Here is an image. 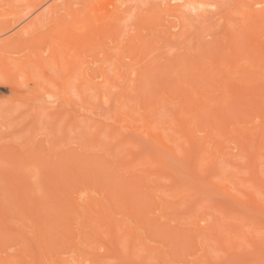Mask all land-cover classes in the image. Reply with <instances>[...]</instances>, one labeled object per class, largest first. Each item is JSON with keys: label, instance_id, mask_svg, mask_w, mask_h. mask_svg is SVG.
Segmentation results:
<instances>
[{"label": "rangeland", "instance_id": "374dc122", "mask_svg": "<svg viewBox=\"0 0 264 264\" xmlns=\"http://www.w3.org/2000/svg\"><path fill=\"white\" fill-rule=\"evenodd\" d=\"M3 1H5V3L8 2V4H10V5L7 6V4H5ZM11 1H14V0H11ZM11 1L10 0L9 1L8 0H2V1L0 0V3H1L0 4V13H1L0 19L5 18V14L7 13L5 11H8L6 6L12 7V8H10V11L12 12L11 9H13V11L15 10L14 13L18 12V15L19 14H21V15L25 14L26 11L29 10V8H30V6L27 4H26V6H24V3L26 2V0L24 2H23V0L22 1L21 0H15V2H14L15 4L17 2H18V4H19V2H21L23 4V6H19V5H22V4H19L16 7H14L15 4H12ZM27 1L32 4V3H35L36 0H34V1L33 0H31V1L27 0ZM38 1H36V2H38ZM46 1L47 2L49 1V4H50V2H52L53 0H45V1L40 2L41 3V4L39 3L40 8L39 7L38 8L40 10L43 9L46 12H48L47 11L48 3ZM81 1L88 3L90 0L89 1L87 0L88 2H86L85 0H80L79 3H76V0H75V3H74V1H72L74 3L72 6V9H73V12H71L72 15H75L76 10H77V13H79V10H81V8H83L84 3L82 2L83 3L82 4ZM95 1L102 2V0H94V2ZM225 1L226 2H224V3L222 1L221 4L219 1L220 10L221 11L223 10L222 13L219 12L222 15V17L220 15L221 18L219 16H217L218 15L217 14L216 16L212 15V17H210V18H207V16H202V18L200 20V18H199L200 16L197 17V15H195L193 17H196L197 19L196 18L193 19L192 17H191L192 19H189L188 15H186L189 20L178 21L175 17L174 18L169 17V16L167 17L164 15L165 24L167 25L166 26L167 27L166 28V30H167L166 34L169 37V38H165L167 36L164 37L165 44L162 47L161 46L158 47L159 49L157 48L155 51H151L150 53H148V55H146L145 58L141 59L139 64L133 65V64H131V60L129 57H126V56L123 57V62L125 64V66L124 65L120 66V72L122 73L124 78L122 80H118V81H117V69H116V65H115L116 64V58H117V54H116L117 48H116V46H114V44L116 42L113 43L109 39L106 42V44L108 46L107 51L110 53V59L109 60L106 59L104 57L103 53L101 51H99L100 49L97 48V51L99 52L97 57L95 58V57H92L89 55L84 57L83 59H85V58L89 59L90 62L88 64H84V63L81 64V68H82L81 69L79 67L80 64H77V67H74L75 66L74 58L73 57L71 58V56H73L72 55L73 52H70L68 55H66V52L62 51L61 56L58 60V65L55 66L51 62V59L48 58V55H49L48 44L45 43V45H43V44L40 45L39 41H38L39 39H46L48 41H50V40L57 41L58 40L57 30L56 29L52 30V29H54L52 26L55 23L53 21L49 22L48 18L50 15H48V14H47L48 18L46 20L47 15H46V12H43V11H41V14L39 13L40 16H42V13H43L42 18L39 17L40 18L39 25L36 24L37 27L35 29H33V32L31 33L32 35L29 33L31 36L26 34V37H24L23 35H25V34H23V35L20 34L19 37H15V40L12 41V43L10 44V47L7 46L5 49L0 51V79H1V82H0V150L2 149L3 152L4 151L8 152V153L3 154V156H5L4 158L1 155L3 152L2 153L0 152L1 153L0 154V202L3 203V204L0 203V211H2L3 207H4L3 211L6 210V207H7V209H9V210L5 211L6 213H3L5 215L6 214L8 215L5 218L6 220L3 219L5 215L2 216L1 215L2 213L0 212L1 213L0 218H2L0 220V233H1L0 236L1 235H2L1 237L4 236L3 240H1L2 238L0 237V255L2 257L5 256L6 260L8 259V261L10 259L9 262L8 261H6V262H8L9 264L12 262V264H15V262H17V259H21L23 257V260L32 261L33 264L36 262V260H38L37 258H39L38 261H39V264H41L42 260L40 257V254H41L40 252L47 248L49 252L46 251L47 256L45 255V257H44L45 258V264H58V263L59 264H74V259H76V258L84 259L83 264H157V263L158 264H163V263L164 264H210V263L211 264H261V263L264 264V243H262L264 241V194L261 192V190L264 189V184L260 182L261 185L258 184V187H255L252 185L251 181L248 180L250 178V174H249L250 168H247L248 165H250L252 162L250 164L248 162L246 163V161L249 158L251 153L252 154H258V155H255L257 157H256V161L254 162L253 165H255V169L258 171L259 178L261 180L264 179V157H262V154L264 152V148L257 150V151L254 150V148L259 145V144L257 145V142H255V141H258V138L255 137L256 139L254 141V139H253L254 135H253V137L251 138V140L253 139L252 140L253 143L251 142L250 143L251 146L246 147L247 148V149H245L247 151V153H246V151H244V150H241V149L239 150L240 147H238V146H240V145H238V144H240L239 143L240 141L238 142V139L234 138L235 136H238V135L235 134V136H234V133H232V134H230V135H232L231 137H229V138L227 137L228 138V139L226 138L227 140L222 141L224 136L219 135V134H213L214 138H212V140H214V141L211 142L212 140H210L209 138L206 139V137H204L205 132H206V130H205L206 127H198L199 129L197 128L195 131L196 132L195 135L192 136L193 141H192V143L190 145L191 147H190L187 145V143L183 142L184 140H182L183 137H181V131L178 129V127L176 130H175V128H172L175 130L174 131L175 133H172L173 130H171V127H172L171 125H174V124L173 123L170 124L169 120L171 118V115L175 114V112H173L171 109H173V108L175 109L176 106H177V108H179L177 105L178 100L176 98H173V100L177 101V104H171L170 103L171 99H166L167 101H165V99L163 98L165 102L161 101L162 107L159 109L160 112L158 111L159 113H157L155 116L150 117V118H149V116H147L144 118L145 120H142V117L144 115H146L147 112L148 113L150 112V109H152V105L154 106V103L153 104H151V103L155 102L154 100L157 99L160 95V94L158 95L159 92H157V96H155V98L150 99L151 93L153 91H155L154 88L159 89V84H157V82H159L158 78L160 77V80H161V77L164 76L163 74L165 73L164 72L165 68H168V70L171 72V68L173 67L172 65L167 64L166 61H164L165 58H167L168 56L171 57V55H172V57L170 59H172V61H173V57L177 58L178 63L180 65L178 64L177 66H175L176 64H174L173 71L171 73H174V72L176 73V71H177V76L181 79V81L183 80V82H181V83H183V85L185 84V82L189 83L190 81H188V80H192L191 79L192 77L189 78L188 80H187V77L194 75V78H196L198 76H195V75H197L198 72L196 71V74H193L196 70L195 69L196 67H194V65H193L194 63L185 62L188 64V66H187V65H185V63L182 64V61H188L190 58L192 59L191 61H193V58H195V57L192 58L191 56H193L194 54L197 55L196 52L200 49L202 51L204 50L206 52V56H208L209 52H210L209 50L213 49L210 46H214L213 44L216 45L219 42V39L221 37H222L221 39L226 37V35L229 37L228 32H231V30L233 31V29H235V28L238 29L240 24L243 25L242 24L243 19L242 18L240 19L242 11L250 10V8H251L250 12L251 11L253 12V10H255V12H256V10H259V8L261 7V6H259V4L258 5H256V4L252 5L251 4L249 6L250 7L249 9L248 8L245 9L246 6H244L242 4H240V6H239V4H238L239 0H229V1L225 0ZM245 1H249V0H245ZM28 2H26V3H28ZM43 2H44V4H43ZM45 2L47 4H45ZM161 2H162V0H154L155 4H160ZM117 3H121V1H117ZM136 3L135 4L131 3L132 7H130L131 5L128 7V8H130L129 13L127 14V16H125L123 21L120 23L122 32H121L119 38L117 39L118 42L123 41L127 37L131 36L134 32H136L135 31L137 29L136 28L137 25H135L136 24L135 23L136 12L138 10H140L142 13H144L143 9H140L141 7L140 8L138 7L140 2H138L139 4L137 3L138 5ZM62 4L64 5V3H62ZM126 4H128V3H126ZM42 5H44V6H42ZM63 5H62V7H63ZM122 6H124V5H122ZM139 6H143L145 8V5H143V4L139 5ZM62 7H61L62 10H60V7L57 10L59 12L58 13V17H59L58 19L62 20V18H64V20H65L66 18L64 16L66 15V12L64 11V9ZM151 7H153V5ZM151 7H150V9H151ZM38 8H36V9H38ZM64 8H67V7H64ZM39 9L38 10L33 9L34 12H33V10L29 11L31 13H29L26 17L24 16V18H21L22 16H17V14H14L12 12L11 16L16 15L17 17H15V18H18L20 21L19 22L16 21L15 25L13 27L9 28L6 25L9 23L13 24L15 22L14 21L15 19L13 17L10 18V16H8L10 21L9 22L4 21L2 23L1 27H3L4 30H1V28H0V39L2 40V38L10 35L12 32L19 30V28L22 26V24L23 25L25 23L27 24L32 19V15L36 14V11H37V15H39L38 14ZM10 11H8L9 15L11 13ZM57 11H56V15H57ZM145 11L147 12L148 10H145ZM3 12H4V14H3ZM67 12H68V10H67ZM147 13H149V12H147ZM8 14H6V16ZM207 14L208 13H206V15ZM37 15H34V16H37ZM68 15L70 16L69 12H68ZM68 15H66V16L69 17ZM208 15L211 16V14H208ZM34 16H33V18H34ZM54 16H53V18H55ZM204 17H206L205 18L206 20L204 19L205 21L203 20ZM12 18H13V22L11 21ZM6 20H8V19H6ZM50 20H52V18H50ZM67 20H69V19L67 18ZM202 20L204 22H201ZM163 22H164V20H163ZM239 22H241V23H239ZM4 23H6L5 26L3 25ZM175 24H176V26H174ZM50 28L52 31L50 30ZM55 31H56V34H54ZM152 31H155V30H152ZM156 31L153 32L154 34L156 33L154 36L158 35ZM231 33H230V35H231ZM160 34L162 36L163 33H160ZM236 35H238V34H236ZM150 36H148L146 38H149ZM159 37H160V35H159ZM237 37H238V39L240 38L239 36H237ZM157 38L158 37H156V39ZM262 38H264V35ZM162 40H163V38H162ZM236 40L237 39L235 36V41ZM160 41H161V39H160ZM163 43H164V41H163ZM163 43H161V45ZM200 43H202V44H200ZM223 44H224V42L222 40L221 45H223ZM241 44H242V42H241ZM38 45H40V46H38ZM158 45H160V43H158ZM202 45H203V47H202ZM240 46H239V48H242ZM206 47L207 48L210 47V48L207 49ZM219 47H221V46H219ZM206 49H207V51H206ZM237 50H238V48H237ZM204 51L202 54L203 56H201V57L204 59L205 58L207 59V57L204 55ZM159 53L161 55V58L160 59L158 58L159 62L161 63V61H164V62H162L163 66L161 63V66L163 68V72L162 71L161 72L163 74L159 73L158 78L156 77V75L154 77V74H156V72H157L155 69L154 71H151L152 73L149 72L145 76L146 78L143 79V81H144L143 83H140L141 81L139 79L134 78L133 70L135 68L136 69L139 68V69L143 70L142 68H144V66L148 63H149V65H151L153 63V60H155L154 59L155 56L157 58V55H159ZM198 54H199V52H198ZM189 56H190V58L188 60H186L187 57H189ZM198 56H200V54ZM40 57H43V58H40ZM182 57L184 58V60ZM181 58H182V60H181ZM197 58H195V59L198 61ZM202 58H199V59H202ZM227 58H228V56H227ZM35 59H42L43 60L42 61L44 63L43 67H44L45 71H47L46 73L48 74V78L43 76L45 78L44 79L42 77L41 72H40V68L32 63V60H35ZM71 59H72L73 63L68 62ZM166 60L168 62V58ZM203 60H201V61H203ZM205 60L203 61V62H205L204 64H208V62H206ZM224 60H225V58H224ZM240 60H239V62H240ZM243 61H244V59H243ZM248 61H251V59H249ZM156 62L159 63L158 60L155 61V63ZM199 62H200V60H199ZM221 62L219 60V63H221ZM223 62H225V61H223ZM244 62H246V61H244ZM235 63H238V61ZM241 63H243V62H241ZM68 64L71 67L69 66V68H70L69 73L66 76V74L63 72L62 68ZM171 64H172V62H171ZM202 64H199L202 68L207 67L204 65H203L204 66L203 67ZM44 65H46V66H44ZM196 65H198V63ZM242 65H244V64H242ZM190 66H192L194 68H192ZM73 67L76 68V70H74ZM219 67H221L220 64H219ZM222 67H224V66H222ZM83 68H87L86 72L88 75L86 74V78L85 77L83 78V74H82ZM162 68H160V70H162ZM193 69H195V70H193ZM263 70H264V66H263ZM72 71H73V73H72ZM102 71H105V73L108 77V81L106 83L102 82V78H101V72ZM169 71H167L168 76L170 75ZM8 73L10 75L11 74L12 75L9 76ZM71 74H72L71 79H69L66 83V91H67V95L75 103L72 102V104L66 105L63 108V105L60 102L61 98L59 97V99L57 101H55V103H54L55 107H54L52 104L49 103V100L55 99V97L58 94L60 96V92H58V90L61 89L62 82ZM28 75H30V77H28ZM173 75L171 77H173ZM234 75L237 76V73ZM231 76H232V74H231ZM235 76H233L232 78H234ZM259 76L261 77V79H262V77L264 78L263 74H260ZM4 77H5V79L7 78L6 82H4V80H3ZM150 77H152V78H150ZM149 79H151V80H149ZM169 79H170V81H172V79L170 77H169ZM8 80H10V81H8ZM137 80H138V82H137ZM170 81H168V83H166V85H168V84L173 85L172 86L173 88H174L175 84L178 85L177 83H174V81H172V83ZM15 84H16V86H15ZM167 87H169V86H167ZM187 87H188V85H187ZM43 88L47 89L48 93L46 92L47 90H45L46 94H44V92L42 91ZM133 88H134L135 92H133ZM200 88H203V87H200ZM167 89H169V88H167ZM207 89L205 88L204 90H207ZM160 90H161V88H160ZM160 90H157V91H160ZM41 91L43 93H41ZM163 92L165 93V90ZM40 93H41V95H39ZM169 93H171V92H169ZM146 94L147 95L149 94V95L147 96ZM136 95L137 96L140 95V97H137ZM164 95L165 96L166 95L171 96V94H164ZM134 96H136V97H134ZM167 98H171V97L168 96ZM139 99H141L143 103L141 102V104H140L137 101ZM80 103L83 104L82 108L84 106V109H81V108L79 109V107H77V106L81 105ZM78 104H80V105H78ZM90 106L92 107V109ZM40 107H42V108H40ZM168 107H170V109ZM38 108H40V110H38ZM68 108L69 109L71 108V109L69 110ZM135 108H136V110H134ZM164 108H166V109H164ZM90 109L93 111H90ZM167 109H169V110H167ZM37 112L39 114H37ZM72 112H73V114H72ZM89 112H90V115L88 114ZM126 112H127V114H125ZM142 114H144V115L142 116ZM118 115L122 116L124 119H127L129 121V123L131 122V124H137V125L139 124L140 126H143L145 123H147L148 119L154 120L152 122L153 125L151 124L155 130L153 132H159L161 129H163L160 131V133L161 134L165 133L162 136H165L166 142L172 144L171 146H174L175 148L174 147H173L174 149L173 148L172 149L164 148L158 142H156L154 139H152L151 137L147 136L144 133H139V132H141L140 130L134 131V130L127 129V127L123 126L121 122L114 120L117 118ZM163 116L167 121L163 120ZM110 118H112V119H110ZM155 118H156V120H155ZM157 118H159V120H157ZM135 119H137V120H135ZM112 120H114V122ZM160 120H163V124L161 121L162 125H166V123H167L169 125L168 128H166L167 125L165 127L164 126L160 127V125H161L159 123ZM183 120H185V119H183ZM252 120L254 121L255 124L258 123V121H259L258 118H254ZM157 122L159 123L158 125H156ZM186 127H187V129H189L188 125ZM252 128L247 130V132L245 131L247 134H250V136L248 135L249 137H251V134H253V132H256L255 131L256 128L255 129H252ZM152 129L153 128H151V130ZM156 129H159V131ZM177 130H179L178 131L179 133H177ZM248 131H250V132H248ZM166 132H168V133H166ZM169 132H171V133L169 134ZM212 132H214V131H212ZM168 134L170 136H172V134H173V136L170 137ZM179 135H180V137H179ZM168 136H169V138H173V139L175 138L177 140L174 139L173 141L171 140V142L167 141ZM256 136H257V134H256ZM165 137H164V141H165ZM235 139L237 142L235 141ZM220 140L222 142L221 145L226 146L225 149H226V151L228 150V154L223 155L222 157L218 155L219 152L217 153V149L222 147L219 144ZM193 142H194V144H193ZM247 142H248V137H247V141H245L244 143H247ZM213 143L214 144L216 143L217 145L216 144L213 145ZM254 143L256 144L255 147H254ZM193 145H194V147H193ZM217 146H219V147L217 148ZM27 147L31 148V150L29 148V151H31V152L27 151L28 150ZM203 147H206V150H208L207 152H210V153L215 152L214 155H216L217 157L215 156V158H211V155L209 154L210 155L209 156L208 153L205 152L206 150ZM252 147H253V149H252ZM186 148H188V149H186ZM248 148H249V150H248ZM8 150H11V152L13 151L14 153L12 152L9 156L8 154L10 152ZM25 150L28 153H30L31 155H29L28 153L26 154ZM185 150L186 151L188 150V152L186 153ZM230 153H232V155H230ZM148 154H150L151 156L153 155L152 156L153 158L155 156H158V157H155L154 159H156V160L159 159L158 160L159 162L162 161L161 164L162 163L164 164V166L167 168V171L169 174L167 173V175H166V174H164V172H166V171H162L164 169L163 168L164 166L162 168L161 167L159 168V165L157 163L151 162L150 161L151 157H150V155L148 156ZM245 154L246 155L248 154L249 156L247 157V156H245ZM16 155L18 158L16 157V160H13ZM28 155L30 156V158L32 156V158L30 159ZM19 156L21 157V159H22V157L28 158L25 160V161H27L26 162L27 165L25 164L24 160H21L23 162V165L21 163V166H19L20 165V164H18L19 163L18 161H20V160H18ZM34 156H38V157H34ZM70 156L72 157L73 160L70 159L71 158ZM206 156H208L209 158ZM65 157L66 158L68 157L69 160L64 159V160H67L68 163L69 162L73 163V161H74V163L76 162L75 164L73 163L74 166H82L83 165L82 167H84L87 164L86 163L87 160L89 162L92 159V160H95V162L98 160L97 161V162H99L98 165L104 164L105 168H106V172L104 171L105 169H103V167H101V166H99V168H100L99 169L98 165H96L97 162L95 164L93 161L94 165L97 166V167H95L96 172H98V174L102 175V177H103L101 180L96 179L95 181L94 180L91 181L92 180L91 178H90V180L87 179V177H89V176H84L85 174L80 173L81 174L80 177H82V174L84 176L83 181L86 177L85 185L82 182H80L81 183L80 184V183H77V181H75L77 184L82 185L81 189L77 188L76 193L73 192L71 194V192H69L70 194H67L68 196L65 197V199L68 198V201L71 200V198H73V200L75 201L76 197H77L78 202L77 203L74 202V203H76L75 207H77L76 211L79 208H82V206H83L82 204H84V202L86 200L84 198L86 197L87 192L90 195L89 199L91 201L90 203L92 206H95V204L93 205L92 203H94L97 198L101 199V202L103 201V203H101V206H103V207H101V209L103 208V210H101L102 212H104L106 210V207L108 206V204H109V206L114 208L115 204L113 205V203H112L113 198L111 196H113L115 194H113L114 190H111L112 187L108 186L110 183L107 181V178L109 176L111 177V175H113L115 173H118L119 176L122 173H123L122 175H124V177H125V175L129 176L127 174V171L129 169V171L134 173L135 176H138V178H139L138 180H139L140 184L144 183V185H145V183H147L146 185L150 186V189H151V187H152V189L154 188L153 191L151 192V191H149L150 189L147 190V188H144L140 184L139 185L135 184L132 181V184L134 183V185L137 186L135 188H138V189H136V191L140 190V192H141L142 190H145V192L147 193V195L151 199V202H152V198L154 197L153 200H156V201L155 202L153 201V206H155V207H156V205H158L157 201H159V199L162 198L163 203L166 206V208H164V212H162V213L164 215H166L167 217H163L164 215L161 218H159L158 216H155L156 214L158 215V212L160 213V211L156 210V208H157L156 207L155 208L156 211L152 209V212L154 214L148 213L146 211L148 213L147 218H149V216H150L149 219H146L144 217L140 221L138 218L140 215L139 212L143 211V209H136V211L138 212L139 215L137 214V212L135 213V210H133L134 214H132L133 213L132 211H131L132 213H128L129 212V210H128V211H126L128 214L126 216H124V213H126L125 210L121 212L120 211L121 207L116 208V210L114 208L113 210H115V213L113 215L109 216L110 217L109 219H111L110 222L112 221L111 222L112 228L115 231L113 233L114 235L112 236V239H113V237H115L113 239L114 242L110 241L107 233H105V226L101 225L99 227H96L97 225L96 226L94 225L95 221L89 220L90 217L89 218L86 217L82 220L85 223L84 222L81 223V221H80L81 219H79L80 224H81V228H79V231L83 230L84 234L79 232V234H80L79 235L78 231L76 232L77 228L74 232L75 234L74 233L73 234L75 236L74 237L75 239H78L79 236L81 237L83 234L82 242H80V244H78V245L76 244L77 246L74 248L75 249L74 250V249H72L73 247H70L67 245V243H64L65 241L63 242V240H65L64 235H63V237H62L63 240L59 241L62 244L61 249H62V247H64L63 251L56 247L58 249V252H57L58 254L55 255V252L57 251L56 248L54 249V251L56 250L55 252H53V250L50 251L51 247H47V245L45 248L43 238L46 237L48 240V237H47L48 235L46 236V234H45V236L42 237V241H43L42 245H41V241H39V243H38V240H37L38 237L37 236L43 232H41L42 231L41 229L35 228L37 226L35 224H38V227H40V228L44 225L45 229H43L44 227H42V229H43V231H45L47 229V232H51L52 228H49V227L54 225L53 230H56V232H58L57 228L60 226L58 225L55 218L53 219L51 217L56 215L55 213L58 212L59 209L57 211L53 210L54 211L53 215H51L50 212H52V210H49V209H51L54 205L53 204H52L53 206L49 205L50 204L49 203V199H50L49 195H50L51 187H47V185H49L50 183L51 184L55 183L52 180L55 179L54 177L56 174L53 172L54 173V174L52 173L53 176L48 175L49 171H50L49 173H51L54 170L53 169L51 171L48 167H51V168L54 167V168H56V170H58L57 165L60 164L61 162H63L62 160ZM204 157H206V158H204ZM33 158H35V159H33ZM37 158H40V159L38 160ZM196 158H197V160H196ZM4 159L6 162L4 161ZM215 159H217V160H215ZM92 160L90 161L91 165H92ZM13 161H15L14 162L15 167L19 166V168H16V169H18V172L21 171L19 174H23L24 173L23 171H28L27 169L30 168L29 169L30 171H28L27 173L25 172L26 173V174H24L25 177H23L21 179V181L20 180L16 181V179L21 178V176H23V175L19 176L17 172L16 173L14 172L13 168H15V167L13 166ZM55 161H59L58 163L56 162L57 165H55L56 163H53ZM45 162H46V164H43ZM49 162H52V163H49ZM81 162H83V163H81ZM5 163L7 165H5ZM64 163H66V162H64ZM77 163L78 164L81 163V164L77 165ZM24 164H25V166H24ZM50 164H52V165L50 166ZM116 164L118 166L115 167L114 165H116ZM35 165L37 167H39V169H41V170L39 171V169H37ZM45 165H47V166H45ZM63 165H65V164H63ZM63 165H61V166H63ZM66 165L69 166L68 164H66ZM88 165H90V163ZM88 165L86 167H88ZM1 167H2V173L8 172V173L4 174V176H6V177H7V175H9V176H11V178L12 177L15 178L13 176V173H15L16 178L13 179V181L14 182L16 181V182L15 183L12 182V183H14V185L15 184L17 185V182H18V185L20 186V184L22 182H24V180L27 182L26 186H27V184L30 183L29 187H28V189L31 190V191L28 190V191H30V193H28L27 191H25V192H27V194H31V196H29V195L25 196L26 194H24L25 198L28 200V204H26L27 202L23 203V201H21L22 206H19V207H22V209H24L23 204L24 205L26 204V206H24V207H26L24 210L27 209L26 212L24 211L25 214L21 213L23 211H21L19 209V207H17L18 202H16V205H14L13 203L15 200H17L18 197L20 198V196L23 195V194H21L22 193L21 190H24V189L27 190V187L25 188L23 186L24 188L22 187V189H21V186L23 184L22 183L21 186L19 187L21 190L19 188L17 190L18 194H19L18 196H17V194H16L17 192L15 190H14L15 193L13 192L12 188L16 189V187H14L13 185H10L12 187V188L10 187L12 191H9L10 190L9 187H6L9 190L4 188V186L8 182L10 183L11 180L8 181L10 178L7 180V178H5L3 176L4 181L6 179V183L4 181H2L3 179H2L1 175H3V174L1 173ZM20 167L21 168L26 167V169L21 170ZM45 167H46V169H45ZM117 167L120 168L119 169L120 171L123 170V172H120ZM208 167H209V169H208ZM63 168H65V167H63ZM79 168L80 167H78L77 171L79 170ZM114 168H115V170H114ZM121 168H123V169H121ZM130 169H132L133 171ZM160 169H161V171H160ZM86 170L87 169H85V173H86ZM42 171L46 172V173H43ZM108 171H110V172H108ZM81 172H84V171H81ZM124 172L126 174H124ZM228 172L232 175H229ZM132 173H131V176H132ZM28 174L30 175V177L29 176L26 177V175H28ZM59 174L60 173H57V175H59ZM93 174H94V172H93ZM93 174H92V177H93ZM98 174H96V175H98ZM46 175L50 178L48 180L49 181L51 180L52 182H49V183L47 182L48 180L46 178H48V177H46ZM57 175H56V177H57ZM68 175H67V178H68ZM107 175H109V176H107ZM226 175H228V176H226ZM18 176H19V178H18ZM50 176L53 178L51 179ZM65 176H66V174H65ZM105 176H107V178ZM115 176L113 177V179H115ZM119 176H116V179H118ZM73 177L75 179L76 176H73ZM25 178H27V179H25ZM95 178H96V176H95ZM127 178H124V179H127ZM142 178H144V179H142ZM36 179H39V180L41 179V181L43 183L39 184L41 181L36 180ZM43 179L46 181L44 182ZM63 179H62V181H63ZM110 179L112 180V178H110ZM124 179H119V180H120V182L125 184ZM102 180H105L104 181L105 184H103V185H102V183H103ZM119 180L117 182L118 186L120 184ZM60 181H61V179H60ZM116 181L117 180H115V182ZM126 181L128 182V180H126ZM129 181H130V179H129ZM262 181H264V180H262ZM37 182H38L37 186H39L38 188H41V190L40 189L37 190L35 188L37 191H35L36 194H33L31 184L33 185V183H37ZM112 182H113V180H112ZM115 182H113V184H115ZM45 183H47V184H45ZM58 183L56 182L55 185H58ZM97 183L100 184L101 186L98 185ZM53 184H52V186H53L52 189L54 188L53 191H55L57 189L56 191L59 192V190H58L59 187L57 186L58 188H56V187H54ZM106 184H108V185H106ZM66 185H63V186H66ZM104 185H106L105 186L106 188L104 187ZM218 185L220 187L223 185H226V186L228 185V190L224 191L223 189L219 188ZM73 186H75V185H73ZM148 186H146V187H148ZM2 187H3V189H2ZM86 187H89V188H86ZM107 187H109V188L111 187V188L108 189ZM117 188L118 187H115L114 189L116 190ZM216 188H217V190H216ZM69 189H71V188H69ZM98 189H100V190H98ZM4 190L5 191L7 190L6 191L8 193L7 195H5L6 192H2ZM65 190H67V189H65ZM127 190H128V193H125V194L129 198L134 196L136 193V191H134V189L133 190L127 189ZM70 191H72V190H70ZM104 191H105V193H104ZM10 192L13 196L9 195ZM41 192L43 195H41ZM45 192H49V194L47 195ZM125 192H126V190H125ZM244 192H245V194H244ZM57 193H55V194L57 195ZM32 194H33V196H32ZM55 194L50 195V196H52V197L56 196ZM60 194H62V193H60ZM150 194L153 196L152 198H151ZM228 194L230 195V197ZM248 194H251L253 199L254 198L256 199V203H258L260 205L259 207L261 209L257 210L256 208H254V205L251 204L252 205L251 206L250 204H248V203L246 204L243 202L246 195H248ZM4 195H5V197H4ZM63 195L64 194L60 195L61 201L63 200L65 202L67 199L64 200ZM69 195L71 196V198L69 197ZM24 196H21L20 199L24 200L23 199ZM62 196H63V198H62ZM74 196H76V197H74ZM158 196H159V198H158ZM233 196H235L234 198H236V199H234ZM58 197H56V198H58ZM108 197H110V198H108ZM56 198H53L52 200L54 201V199H56ZM102 198H103V200H102ZM137 198H139V197H137ZM185 198H186V200H185ZM34 199L36 201L38 200L37 204L35 203V205H37L38 207L40 206L39 208L37 206L29 205L30 204L29 200L32 201ZM82 199L84 200V202ZM133 199H134V197H133ZM133 199L131 198V200H133ZM182 199H184V201ZM45 200H46L47 204L45 203ZM57 200L59 201V199H57ZM131 200L129 202H131ZM235 200H238V201H235ZM42 201L44 203H42ZM240 201H242V202H240ZM38 202H41V203L38 204ZM127 202H128V200H127ZM133 202H135V201L133 200ZM77 204H79V205L77 206ZM131 204L132 203H130L129 205H131ZM18 205H19V203H18ZM43 205H44L45 210L43 209ZM141 205H143V204H141ZM141 205H140V207L139 206L138 207L143 208L145 206V205L144 206H141ZM13 206L17 207L19 210ZM59 207L61 208V206H59ZM83 207L85 208V206H83ZM128 207H130V206H128ZM136 207L137 206H135L134 208H136ZM10 208H13L12 211L10 210ZM67 208H70L72 210V212L74 211V213H72V214H74L73 218L77 219V217H79L80 214H78V216H76V212H75V210H73V208H71L70 206H68V207L66 206V209ZM86 208H88V207H86ZM30 209H33V211L35 209H37L40 212V216L44 215L43 217L46 216L45 218L50 217L51 219L47 218L48 222H50L49 223L50 226L44 222L45 221L44 219H43L44 221H42L43 222L42 223L40 221V220H42V218L38 219L39 216H37V218H35L36 217L35 215L39 214L37 212H35V213H37V214H35L32 211L33 214H35L34 215L35 217L33 216L30 218V216L32 215V212ZM66 209L63 205L62 210L64 211ZM130 210H132V209H130ZM48 211H49V213H48ZM87 211L88 212L85 211L86 212L85 214L87 216H93L94 214L97 213V212H94L93 214H91L92 212L89 213L88 209H87ZM41 212H42V215H41ZM79 212H80V210H79ZM120 213H122L123 215ZM48 214H50V215H48ZM100 214L101 213H99V215ZM26 215H28V216L26 217ZM121 216H122V218H121ZM15 217H17V218H15ZM62 217H63V220L65 222L66 220H65L64 216H62ZM132 217H134L135 219L134 218L132 219ZM32 218L35 221L38 219V221H40V223L37 221L33 222ZM96 218H95V220H97ZM153 218H158L157 223H156V221H152ZM252 218H255V219H252ZM27 219H29V220H27ZM118 219L123 220V222H122V224L124 223L122 225L123 227L120 226L121 228H123L122 230H124V227L126 226L125 225L126 222H127V226H133L134 222L138 223L137 221H139L140 223L137 224L136 228H138V226L140 225L139 226L140 231H144L143 229H145L146 235H147L145 237L146 244L143 245L139 241L137 242L138 239L135 238L134 234L123 235V232H125V231L120 230V227L118 225L119 221H117ZM30 220H31V222H30ZM135 220H137V221H135ZM60 221H62V219ZM88 221L91 222V226H89L90 223ZM164 221H165V223H163ZM158 222H160V223H158ZM195 222H196L197 229L194 226ZM253 222L257 225V229L253 228V225L251 227V224H254ZM150 223H152V224H150ZM2 224L4 227L1 226ZM18 224H21L23 227L20 225L18 226ZM76 224H77V227L80 226V225H78V222H76ZM56 226H58V227L56 228ZM74 226L76 227L75 224H74ZM82 226L87 227V228L85 229ZM135 226H136V224L134 225V227ZM149 226H152V227H149ZM14 228H15V230H14ZM91 228H93V230H94V228H96V229L99 228L100 230L102 229L104 231L102 232V230L100 231L99 229L98 230L95 229L93 231ZM48 229H49V231H48ZM74 229L75 228L73 227L72 230H74ZM235 229H237L238 231L240 230L239 235H243L244 237H247L248 240H251V238H252V240H254L253 242H257V241L259 242V240H260L261 244H259L260 242L257 244L253 243L254 245H257V247L255 246V248H254V246L252 247V245L250 246V244L246 240L247 238L246 239H240V238H242V236L239 237V235H236L237 232H235V231H237V230H235ZM36 230H37V233H36ZM5 231H6V233H5ZM119 231L122 233H120ZM38 232H39V234H38ZM116 232H117V234H116ZM162 232H164V234ZM180 232H181V234H180ZM14 233H15V236H17L16 238L19 241H17L15 239V237L11 236L12 237L11 238L9 236V235H14ZM54 233H52V234H54ZM102 233L106 234V235H103ZM118 233H119V235H118ZM175 233H176V235H174ZM4 234L5 235L7 234L8 236L6 237ZM35 234H37V236ZM56 234L58 236H60L58 233H55V238L58 237ZM177 234H179V235H177ZM84 235H87V236H85V239H84ZM100 235H101V237H100ZM234 235H236L239 238H236V236H234ZM50 236H51V234L49 235V237ZM77 236H78V238H77ZM90 236H91V238H89ZM120 236L121 237L123 236V237L121 238ZM125 236H127V237H125ZM182 236H183V239H181L182 240L181 241L180 237L182 238ZM131 237L133 239H131ZM8 238H10V241L12 243L10 241H8ZM13 238H14L15 242H18L17 244L14 241H12ZM46 238H44V239H46ZM53 238H54V236H53ZM58 238H56V239H58ZM127 238L129 240H127ZM177 238H179V240ZM133 240H134V242H133ZM192 240H194V241L196 240L195 244H196L197 250L200 247L197 245L198 244L197 240L199 242H202V244H199V245H202L201 250L199 249L200 252H199V250L198 251L195 250V248H193V247L191 248V246L193 245V244L190 245L193 242ZM92 242H94V243H92ZM219 242L221 244H223L221 246V247H223V249L221 247H219V245H220ZM1 243H3L4 245L2 246ZM64 244H66L67 246H65ZM234 244L236 245L235 247H234ZM146 245H147V247H146ZM42 246L44 248H42ZM48 246H49V242H48ZM57 246L60 247L59 245H57ZM128 246L131 249H129ZM144 247H145V249H144ZM250 247H252L253 249H251ZM158 248L160 249V251ZM224 248H225V251H224ZM128 249H129V253H128ZM250 250H253V252H249ZM44 252L45 251H43L42 253H44ZM156 252H158V253H156ZM51 253L56 256L58 261L55 258V256H53ZM156 254H158V255H156ZM200 254L202 256L203 255L204 256H203V258H200L199 260H197L198 259L197 256L201 257ZM229 254H231V255H229ZM236 254H238V256ZM14 256H20V258L14 257ZM163 256H164V258L162 259ZM46 257H48V258L46 259ZM14 260H15V262H14ZM34 260H35V262H34ZM64 260H68V261L64 262ZM161 260H162V262H161ZM0 262H2L0 264H5V263H3V260ZM194 262H196V263H194ZM19 263L20 262H18V264ZM35 264H37V263H35ZM42 264H44V263L42 262Z\"/></svg>", "mask_w": 264, "mask_h": 264}, {"label": "bare ground", "instance_id": "6f19581e", "mask_svg": "<svg viewBox=\"0 0 264 264\" xmlns=\"http://www.w3.org/2000/svg\"><path fill=\"white\" fill-rule=\"evenodd\" d=\"M2 1V0H1ZM9 1V0H8ZM11 1V0H10ZM22 1V0H21ZM25 0H23V2H24ZM31 1V0H30ZM34 1V0H33ZM32 1V2H33ZM36 1H38V0H36ZM35 1V3H29L27 0H26V2H28V3H24V6H26V4L27 5H29L30 6V8H29V10H27L26 11V15L25 14H23V15H21V14H19L18 15V12H16V13H14V11H13V9H11L12 10V12L14 13V14H17V16H22L21 18H24V16L26 17L29 13H31V12H29V11H31V10H33V9H35V10H38L40 7V2H42V1H45V0H39L38 2H36ZM72 1H74V3H75V0H72ZM71 0H53L52 2H50V4H49V1L47 2L48 3V5H47V11L49 12H46L45 10H40L39 9V11H38V14L40 13L41 14V11H43V12H46V15L48 14V15H50L49 16V18H48V15L46 16V20H47V18L49 19V22L50 21H53L55 24L52 26L54 29H52V30H57V38H58V40L57 41H55V40H50V41H48V40H46V39H39L38 41H39V44L41 45V44H43V45H45V43L46 44H48V49H49V55H48V58H50L51 59V62L55 65V66H57L58 65V60H59V58H60V56H61V52L62 51H65L66 52V55H68L70 52H73V56H71V58L73 57L74 58V63H75V66L74 67H77V64H80V68H81V64H88L89 62H90V60L89 59H83L84 57H86L87 55H89V56H92V57H97V55H98V51H97V48H99L100 50L99 51H101L102 53H103V55H104V57L106 58V59H110V53L107 51V48H108V46H107V44H106V42H107V40L109 39V40H111L113 43L114 42H116L115 44H114V46H116V48H117V52H116V54H117V58H116V69H117V81L118 80H122L123 78H124V76L122 75V73L120 72V66H125V64H124V62H123V57H129L130 58V60H131V64H133V65H135V64H139L140 63V61H141V59L142 58H145V56L146 55H148V53H150L151 51H155L158 47H162L164 44H165V39H164V37L165 36H167V37H165V38H169L168 37V35L166 34V32H167V30H166V24H165V19H164V15L165 16H169V17H175L178 21H184V20H189V19H194V18H196V17H193V16H195V15H197V17H199L200 18V20H201V18H202V16H207V18H210V17H212V15H217V16H219L220 17V13L219 12H221L222 13V11L220 10V4H221V2L223 1V3L224 2H226L225 0H162V2L160 3V4H155L154 3V0H102V2H98V1H95L94 2V0H85L86 2H88V3H85L84 1H81V3L83 2L84 3V5H83V8H81V10H79V13H77V10H76V13H75V15H72L71 14V12H73V9H72V6H73V2H72ZM79 1L80 0H76V3H79ZM117 1H121V3H117ZM219 1H220V4H219ZM227 1H229V0H227ZM4 3H5V1H3ZM15 2V0L14 1H11V3L12 4H15L14 3ZM45 2V4H47ZM72 2V3H71ZM138 2H140V4L139 5H145V8L143 7V6H139L137 3ZM143 2V3H142ZM40 3V4H39ZM62 3H64V5L62 4ZM82 3V4H83ZM126 3H128V4H126ZM131 3H136L137 5H138V7L140 8V9H143V11H144V13H142L140 10H138L137 12H136V15H135V25H137V29L135 30L136 32H134L131 36H129V37H127L126 39H124L123 41H121V42H118L117 41V39L119 38V36H120V34H121V26H120V23L123 21V19L125 18V16H127V14L129 13V9L130 8H128L130 5H131ZM142 3V4H141ZM1 4V3H0ZM5 4H7V6L8 5H10V4H8V2L7 3H5ZM19 4H22L21 2H19ZM18 4V2L14 5V7H16L17 5H19ZM43 4H44V2H43ZM63 5V7H62V5ZM133 4V5H134ZM238 4H239V6H240V4H242V5H244V6H246L245 7V9L246 8H250L249 6L252 4V5H258L259 4V6H261L260 8H259V10H256V12H255V10H253V12L251 11L250 12V10H251V8H250V10H244V11H242L241 12V16H240V19L242 18L243 19V21H242V24L243 25H241L240 24V26L238 27V29H233V31L231 30V32H228L229 33V37L226 35V37H224L223 39H219V42L215 45V44H213L214 46H210V47H212L213 49L212 50H209L210 52H209V57L208 56H206V52L204 51V55L207 57V59L205 60L204 58H202L201 56H203L202 54H203V51L201 50H198L197 52H196V54L197 55H195L194 53V55L193 56H191L192 58L193 57H195V58H197L198 59V61L195 59V58H193V61H191L192 59L190 58V56L189 57H187V59L186 60H188L189 58V60L188 61H182V64L183 63H185V62H192V63H194L193 65H194V67H196L195 69H193V70H195V72L193 73V74H196V71L198 72L197 73V75H195V76H198V77H196V78H194V75L192 76H190V77H187V80L189 79V78H191L192 80H188V81H190L189 83H187V82H185V84L183 85V83H181V82H183V80L181 81V79L177 76V71H176V73L174 74V73H171L172 71H173V67H174V64H176L175 66H177L179 63H178V60H177V58H175V57H173V61H172V59H170L171 57H172V55H171V57H167L168 58V62H167V58H165L164 59V61H166V63L167 64H170V65H172L173 67L171 68V72L168 70V68H165V70H164V74L162 73L163 72V68H162V66H163V63L162 62H164V61H161V63H162V66H161V63L159 62V59L161 58V55H160V53H159V55H157V58H156V56H155V60H153V63L151 64V65H149V63L148 64H146L145 66H144V68H142L143 70H141V69H132L133 70V74H134V78H136V79H139L141 82L140 83H143L144 81H143V79H145L146 77V75L150 72V73H152L151 71H154L155 69H156V74H154V77H155V75H156V77L158 78V74L159 73H162L164 76H162L161 77V80H160V77L158 78L159 79V82H157V84H159V89L158 88H154L155 89V91H153L152 93H151V97H150V99H152V98H155V96H157V92H159L158 93V95H159V97L157 98V99H155L154 101L155 102H152L151 104H153L154 103V106L152 105V109H150V112L148 113L147 112V114L146 115H144V114H142V120H145L144 118L145 117H147V116H149V118L150 117H153V116H155L157 113H159L160 112V108L162 107V102H165V101H167L166 99H171L169 102L171 103V104H177V101H175V100H173V98H176L177 100H178V107L179 108H177V106H176V108L173 110V109H171L173 112H175V114H173V115H171V118H170V124H174V125H171L172 127H171V130H173V132L172 133H175L174 131L177 129V127H178V129L181 131V137H183L182 138V140H184L183 142H185V143H187V145L188 146H190L191 145V143H192V136H194L195 135V131H196V129L198 128V127H206L205 128V130H206V132H205V136L204 137H206V139L207 138H209L210 140H212V138H214V135L213 134H219V135H222V136H224V138L222 139V141H224V140H227L229 137H231L232 135H230V134H232V133H234V136H235V134L236 135H238V136H235L234 138H237L238 139V142L240 143V144H238V145H240V146H238V147H240L239 148V150L241 149V150H244V151H246L245 149H247L246 147L247 146H251L250 145V143L252 142V140L254 139V141H255V137H257L258 138V141H255V142H257V145L258 146H256L255 147V143H254V150H260V149H262V148H264V78L262 77V79H261V77L259 76L260 74H263L264 75V70H263V66H264V38H262L263 37V35H264V0H249V1H245V0H239V2H238ZM4 5V4H3ZM71 5V6H70ZM122 5H124V6H122ZM153 5V7H151ZM6 6V5H5ZM4 6V7H5ZM6 6V8L8 9V11H10V8H12V7H7ZM12 6V5H11ZM19 6H23V4L22 5H19ZM42 6H44V5H42ZM149 6V7H148ZM39 7V8H38ZM59 7H60V10H62L61 9V7L64 9V11L66 12V15H68V12H69V14H70V18L69 17H67L66 15L64 16L66 19L64 20V18H62V20H60V19H58L59 17H58V9H59ZM64 7H67V8H64ZM130 7H132V5L130 6ZM143 7V8H142ZM150 7H151V9H150ZM27 8V9H28ZM36 8H38V9H36ZM244 8V7H243ZM72 9V10H71ZM258 9V8H257ZM67 10H68V12H67ZM145 10H148L147 12H149V13H147ZM8 11H5V12H7L6 14H8ZM56 11H57V15H56ZM11 12V11H10ZM12 12L10 13V15L8 14L7 16H6V14H5V18H2V19H0V28H1V30H4V28L3 27H1L2 26V23L4 22V21H10L9 20V17L8 16H10V18L11 17H13L15 20V22L13 23V24H11V23H9V24H7L6 25V23H4L3 25L5 26H8L9 28L10 27H13L14 25H15V23H16V21L17 22H19L20 20L18 19V18H15V17H17L16 15H12L11 16V14H12ZM33 12H34V10H33ZM206 13H208V14H211V16H209L208 14L206 15ZM1 14V13H0ZM3 14H4V12H3ZM33 14V13H32ZM40 14L39 15H37V11H36V14H34V15H37V16H34V15H32V19L25 25H23L22 24V26L19 28V30H17V31H15V32H12L10 35H8V36H6V37H4V38H2V40L0 39V51H2L3 49H5L7 46H9L10 47V44L12 43V41L13 40H15V37H19V35L20 34H25V35H23L24 37H26V34H28V35H30L32 32H33V29H35L36 27H37V25L36 24H38L39 25V23H40V18H42V16H43V13H42V16H40ZM45 14V13H44ZM204 14V15H203ZM55 15V16H54ZM186 15H188V17H189V19H188V17L186 16ZM225 15V14H224ZM33 16H34V18H33ZM53 16L55 17V18H53ZM57 16V17H56ZM209 16V17H208ZM8 17V18H7ZM40 17V18H39ZM186 17V18H185ZM192 17V18H191ZM214 17V16H213ZM221 17H222V15H221ZM220 17V18H221ZM1 18V17H0ZM13 18L11 19V21L13 22ZM20 18V19H21ZM50 18H52V20H50ZM67 18L69 19V20H67ZM206 17H204L203 18V20L205 19ZM239 18V17H238ZM6 19H8V20H6ZM197 19V18H196ZM163 20H164V22H163ZM201 21V22H204V21ZM208 20V19H207ZM39 21V22H38ZM239 23H241V22H239ZM12 25V26H11ZM230 25V24H229ZM55 26V27H54ZM174 26H176V24L174 25ZM230 27V26H229ZM232 27V26H231ZM233 28V27H232ZM8 29V28H7ZM6 29V30H7ZM240 29V30H239ZM32 30V31H31ZM50 30H51V28H50ZM51 30V31H52ZM152 30H157L156 32H157V36H154L155 34L153 33V32H155V31H152ZM31 31V32H30ZM238 31V32H237ZM30 33V34H29ZM160 33H163L162 34V36H161V34ZM230 33H231V35H230ZM235 35H234V34ZM54 34H56V31L54 32ZM149 34V35H148ZM165 34V35H164ZM227 34V33H226ZM236 34H238V35H236ZM241 34V35H240ZM27 35V36H28ZM32 35V34H31ZM30 35V36H31ZM151 35V36H150ZM159 35H160V37H159ZM164 35V36H163ZM171 35V34H170ZM148 36H150L149 38H146V37H148ZM235 36H236V39L238 40H236L235 41ZM237 36H239L240 38V40L238 39V37ZM156 37H158L157 39H156ZM228 37V38H227ZM162 38H163V40H162ZM226 38V39H225ZM156 39V40H155ZM159 39V40H158ZM160 39H161V41H160ZM222 40H223V42H224V44L223 45H221L222 44ZM163 41H164V43H163ZM160 43V45H158V43ZM241 42H242V44H241ZM161 43H163L162 45H161ZM200 44H202V43H200ZM241 46H240V45ZM40 45H38V46H40ZM57 45V46H56ZM201 46V45H200ZM199 46V47H200ZM216 46V47H215ZM219 46H221V47H219ZM239 46L240 47H242V48H239ZM63 47V48H62ZM202 47H203V45H202ZM201 47V48H202ZM209 47V48H210ZM207 48V47H206ZM209 48H207V49H209ZM215 48V49H214ZM237 48H238V50H237ZM159 49V48H158ZM207 49H206V51H207ZM240 49V50H239ZM198 52H199V54H200V56H198L199 54H198ZM227 56H228V58H227ZM66 57V56H65ZM40 58H43V57H40ZM159 58V59H158ZM183 58V57H182ZM182 58H181V60H182ZM199 58H202V59H199ZM224 58H225V60H224ZM32 59V58H31ZM176 61H175V60ZM195 59V60H194ZM206 61V62H208V64H204L205 62H203L204 60ZM240 60V62H239V60ZM243 59H244V61H246V62H244L243 61ZM249 59H251V61H248ZM29 60V59H28ZM158 60V62L159 63H155V61H157ZM183 60H184V58H183ZM199 60H200V62H199ZM201 60H203V61H201ZM219 60H220V62L222 63H219ZM43 60L42 59H35V60H32V63L34 64V65H36V66H38L39 68H40V72H41V74H42V77L44 76V77H47L48 78V74L46 73L47 71H45V69H44V67H43V62H42ZM196 61V62H195ZM223 61H225V62H223ZM238 61V63H235V62H237ZM46 62V61H45ZM69 63H71L72 62V59L71 60H69L68 61ZM171 62H172V64H171ZM241 62H243V63H241ZM73 63V62H72ZM165 63V64H166ZM198 63V65H196ZM203 63V64H202ZM155 64V65H154ZM190 64V63H189ZM199 64H202V66L204 65V66H207V67H205V68H202ZM210 64V65H209ZM219 64L221 65V67H219ZM224 64V65H223ZM236 64V65H235ZM242 64H244V65H242ZM169 65V66H170ZM180 65V64H179ZM185 65H187L188 66V64L187 63H185ZM192 65V66H193ZM209 65V66H208ZM44 66H46V65H44ZM69 64L68 65H66V66H64L63 68H62V70H63V72L66 74V76L68 75V73H69ZM192 66H190V67H192ZM203 66V67H204ZM222 66H224V67H222ZM243 68H242V67ZM245 66V67H244ZM71 67V66H70ZM73 67V68H74ZM194 67H192V68H194ZM160 68H162V70H160ZM179 68V67H178ZM177 68V69H178ZM242 68V69H241ZM8 69V68H7ZM78 69V68H77ZM82 69V68H81ZM86 69L87 68H83V70H82V74H83V78L85 77L86 78V74H87V72H86ZM74 70H76V68H74ZM80 70V69H79ZM7 71V70H6ZM162 71V72H161ZM167 71H169V73H170V75L168 76V72ZM185 71V70H184ZM193 72V71H192ZM72 73H73V71H72ZM155 73V72H154ZM236 74L237 73V76H235L234 74ZM9 74V73H8ZM28 74V73H27ZM30 74V73H29ZM174 74V75H173ZM231 74H232V76H231ZM12 75V74H11ZM10 74H9V76H11ZM88 75V74H87ZM173 75V77H171ZM8 76V75H7ZM8 76V77H9ZM233 76H235L234 78H232ZM6 77V76H5ZM5 77H4V82H6L7 81V78L5 79ZM28 77H30V75H28ZM43 77V78H44ZM71 77H72V74L71 75H69L63 82H62V84H61V89L60 90H58V92H60V96H59V94L55 97V99H52V100H49V103L50 104H52L54 107H55V105H54V103H55V101H57L58 99H59V97L61 98V100H60V102L62 103V105H63V108L66 106V105H70V104H72V102H74L68 95H67V91H66V83H67V81L69 80V79H71ZM164 77V78H163ZM169 77L172 79V81H174V83H177L178 85H176L175 84V86H174V88L172 87L173 85H170V84H168V85H166V83H168V81H170V79H169ZM11 78V77H10ZM101 78H102V82L103 83H106L107 81H108V77H107V75H106V73H105V71H102L101 72ZM150 78H152V77H150ZM28 79V78H27ZM30 79V78H29ZM45 79V78H44ZM133 79V78H132ZM156 79V78H155ZM169 79V80H168ZM149 80H151V79H149ZM8 81H10V80H8ZM131 81V80H130ZM172 81H170L171 83H172ZM0 82H1V79H0ZM134 82V81H133ZM137 82H138V80H137ZM153 82V81H152ZM155 83V82H154ZM162 83V84H161ZM165 83V84H164ZM133 84V83H132ZM137 85V84H136ZM145 85V84H144ZM187 85H188V87H187ZM15 86H16V84H15ZM29 86V85H28ZM117 86V85H116ZM161 86V87H160ZM165 86V87H164ZM167 86H169V87H167ZM171 86V87H170ZM186 86V87H185ZM133 87V86H132ZM131 87V88H132ZM164 87V88H163ZM200 87H203V88H200ZM153 88V87H152ZM160 88H161V90H160ZM167 88H169V89H167ZM200 88V89H199ZM207 89V90H204V89ZM44 89V88H43ZM42 89V91L44 92V94H46L45 93V90H47V89H44L43 90ZM203 89V90H202ZM153 90V89H152ZM157 90H160V91H157ZM165 90V93L163 92ZM169 90V91H168ZM38 91V90H37ZM41 91V93H43ZM47 93H48V90L46 91ZM133 92H135L134 91V88H133ZM161 92V93H160ZM168 92V93H167ZM169 92H171V93H169ZM41 93L39 94V95H41ZM155 93V94H154ZM37 94V93H36ZM163 94V95H162ZM164 94H171V96L170 95H168L169 97H171V98H167ZM147 95V94H146ZM149 95V94H148ZM147 95V96H148ZM47 96V95H46ZM52 96V95H51ZM137 96V95H136ZM136 96H134V97H136ZM153 96V97H152ZM137 97H140V95L139 96H137ZM166 97V98H165ZM57 98V99H56ZM165 99V101H164V99ZM138 99V98H137ZM163 99V100H162ZM140 104H141V102H142V100L141 99H139V100H137ZM136 101V102H137ZM146 101V100H145ZM151 101V100H150ZM162 101V102H161ZM173 101V102H172ZM59 102V101H58ZM106 102V101H105ZM135 102V103H136ZM175 102V103H174ZM75 103V102H74ZM138 103V104H139ZM143 103V102H142ZM161 103V104H160ZM81 104V105H80ZM80 104H78V105H80V106H77V107H79V109L81 108V109H84V106H83V108H82V103H80ZM137 104V103H136ZM161 105V106H160ZM169 105V104H168ZM145 106V105H144ZM160 106V107H159ZM172 106V105H171ZM170 106V107H171ZM174 106V105H173ZM39 107V106H38ZM76 107V108H77ZM91 107V106H90ZM135 107V106H134ZM170 107H168L169 109H170ZM40 108H42V107H40ZM40 108H38V110H40ZM57 108V107H56ZM69 109V108H68ZM71 109V108H70ZM69 109V110H70ZM91 109H92V107H91ZM90 109V111H93V110H91ZM164 109H166V108H164ZM169 109H167V110H169ZM73 110V109H72ZM134 110H136V108L134 109ZM159 111V112H158ZM71 112V111H70ZM168 112V111H167ZM182 112V113H181ZM36 113V112H35ZM34 113V114H35ZM75 113V112H74ZM92 113V112H91ZM181 113V114H180ZM37 114H39L38 112H37ZM72 114H73V112H72ZM80 114V113H79ZM89 115H90V112L88 113ZM87 114V115H88ZM94 114V113H93ZM118 114V113H117ZM125 114H127V112L125 113ZM170 114V113H169ZM116 116V115H115ZM128 116V115H127ZM131 116V115H130ZM160 116V115H159ZM158 116V117H159ZM108 118V117H107ZM114 118V117H113ZM160 118V117H159ZM159 118H157V120H159ZM254 118H258L259 119V121H258V123H254V121L252 120V119H254ZM110 119H112V118H110ZM138 119V118H137ZM137 119H135V120H137ZM154 119V118H153ZM161 119V118H160ZM183 119H185V120H183ZM114 120H116V121H119V122H121L122 123V125L123 126H125V127H127V129H129V130H134V131H136V130H140L141 132H139V133H144V134H146L147 136H149V137H151L152 139H154L156 142H158L162 147H164V148H169V149H172L174 146H171L172 144H170V143H168V142H166V137L165 136H162L163 134H165V133H163V134H161L160 133V131L161 130H163V129H161L160 131H159V129H156V130H158L159 132H153V131H155L154 130V127L152 126L153 124H152V122L154 121V120H151V119H148L147 121V123H145L143 126H140L139 124L137 125V124H131V122L129 123V121L127 120V119H124L122 116H117V118L116 119H114ZM114 120H112L113 122H114ZM134 120V119H133ZM150 120V121H149ZM155 120H156V118H155ZM163 120H166L165 118H164V116H163ZM163 120H160L159 121V123L161 124V121H162V124H163ZM140 121V120H139ZM138 121V122H139ZM167 121V120H166ZM168 121V122H169ZM172 121V122H171ZM158 122L156 123V125H158L159 124ZM165 123V122H164ZM188 123V124H187ZM152 124V125H151ZM160 125V127H165L166 125H167V127L166 128H168V124L166 123V125ZM189 126L188 128L189 129H187V125ZM155 125V126H156ZM174 126V127H173ZM124 127V128H125ZM253 127V128H252ZM151 128H153L152 130H151ZM158 128V127H157ZM165 128V129H166ZM172 128H175V130L174 129H172ZM255 129V131L257 132H253V134H251V137H249L250 136V134H247L246 132H247V130H249V129ZM199 129V128H198ZM203 129V128H202ZM128 130V131H129ZM179 130H177V133H179L178 131ZM212 131H214V132H212ZM246 131V132H245ZM131 132V131H130ZM133 132V131H132ZM171 132H169V134L171 133ZM248 132H250V131H248ZM166 133H168V132H166ZM252 133V132H251ZM143 134V135H144ZM168 134V135H169ZM256 134H257V136H256ZM167 135V134H166ZM247 135V136H246ZM249 135V136H248ZM253 135H254V137H253ZM170 136V135H169ZM169 136H168V138H167V141H170L171 142V140L173 141L174 139L173 138H169ZM172 136H173V134H172ZM172 136H170V137H172ZM164 137H165V141H164ZM179 137H180V135H179ZM198 137V136H197ZM196 137V138H197ZM228 137V138H227ZM247 137H248V142L247 143H244L245 141H247ZM253 137V139L251 140V138ZM177 138V137H176ZM227 138V139H226ZM208 139V140H209ZM246 139V140H245ZM150 140V139H149ZM175 140H177V139H175ZM202 140V139H201ZM245 140V141H244ZM214 140H212L211 142H213ZM216 141V140H215ZM235 141H236V139H235ZM237 142V141H236ZM260 142V143H259ZM168 143V144H167ZM217 143V142H216ZM215 143V144H216ZM221 140L219 141V144L221 145ZM253 143V142H252ZM193 144H194V142H193ZM214 143H213V145H215ZM31 145V144H30ZM186 145V144H185ZM208 145V144H207ZM206 145V146H207ZM217 145V144H216ZM219 145V146H220ZM160 146V147H161ZM211 146V145H210ZM219 146H217V148L219 147ZM222 147H220L219 149H217V153L219 152V156H223V155H227L228 154V150L226 151V149H225V147L226 146H224V145H221ZM183 147V146H182ZM181 147V148H182ZM191 147V146H190ZM193 147H194V145H193ZM213 147V146H212ZM215 147V146H214ZM30 148V147H29ZM29 148L27 147V151H29ZM33 148V147H32ZM175 148V147H174ZM173 148V149H174ZM203 148H205V150H206V147H203ZM251 148V147H250ZM162 149V148H161ZM186 149H188V148H186ZM191 149V148H190ZM211 149V148H210ZM252 149H253V147H252ZM251 149V150H252ZM25 150V151H26ZM30 150H31V148H30ZM181 150V149H180ZM183 150V149H182ZM248 150H249V148H248ZM250 150V151H251ZM10 153L8 154L9 156H10V154L13 152H11V150H8ZM24 151V152H25ZM26 151V154L28 153ZM170 151V150H169ZM172 151V150H171ZM186 151V150H185ZM190 151V150H189ZM208 150H206L205 152L206 153H208V155L210 154L211 155V158H215V156L216 155H214V153H210V152H207ZM0 152L2 153L3 152V150L1 149L0 150ZM29 152H31V151H29ZM184 152V151H183ZM188 152V150L186 151V153ZM259 152V151H258ZM0 153V154H1ZM4 153H8L7 151H4L1 155L3 156V154ZM14 153V152H13ZM174 153V152H173ZM246 153H247V151H246ZM255 153V152H254ZM29 155H31L30 153H28ZM198 154V153H197ZM249 154V153H248ZM246 155L245 154V156H249V155ZM13 155V154H12ZM19 155V154H18ZM22 155V154H21ZM20 155V156H21ZM28 155V156H29ZM34 155V154H33ZM36 155V154H35ZM150 154H148V156H149ZM209 155V156H210ZM230 155H232V153H230ZM255 155H258V154H250V156H249V158L247 159V161H246V163L248 162L250 165H248V167L247 168H250V170H249V174H250V178L248 179L249 181H251V183H252V185L253 186H255V187H258V184H260V182L261 183H263L264 184V181H262V180H264V179H260L259 178V174H258V171L255 169V165H253L254 164V162L256 161V157L257 156H255ZM19 156V159L18 160H24V162H25V164L27 165V161H25L26 159H28V158H23L22 157V159H21V157ZM23 156V155H22ZM153 156V155H152ZM151 155H150V161L151 162H154V163H157L158 165H159V168L161 167H163L164 166V164L162 163L161 164V162H159L158 160H156V159H154L155 157H158V156H155L154 158L152 157ZM5 156H3V158H4ZM16 157H17V155L15 156V158L13 159V160H16ZM34 157H38V156H34ZM42 157V156H41ZM71 157V156H70ZM201 157V156H200ZM206 157H208V156H206ZM206 157H204V158H206ZM217 157V156H216ZM220 157V158H221ZM262 157H264V152H263V154H262ZM18 158V157H17ZM29 158H30V156H29ZM31 158H32V156H31ZM30 158V159H31ZM133 158V157H132ZM209 158V157H208ZM251 158V159H250ZM2 159V158H1ZM33 159H35V158H33ZM32 159V160H33ZM38 160L40 159V158H37ZM42 159V158H41ZM62 159V158H61ZM64 159H68V157L66 158H63V162H61L60 164L61 165H63V164H65V165H63V166H61L60 164H58L57 165V163L59 162V161H55V162H53V163H56L55 165H57V169L58 170H56V168H54V167H48L52 172L51 173H49L48 172V175H52V173L54 172L56 175H57V173H60L59 175H57V177H56V175H55V179H53L52 181H54L55 183L57 182H59L58 183V185H55V183L53 184L54 185V187H56V188H58V190H59V192L58 191H53L54 190V188L52 189V184L49 186V185H47V187H51V191H50V195H54L55 193H57V195L56 196H50L49 195V197H50V199H49V205H52L53 207L51 208V209H49V210H52V212H50L51 213V215H53V212L54 211H57L58 209V212H56L55 214L56 215H54L53 217H51V218H55V220L57 221V223H58V225L61 227H58V226H56V228H57V231L58 232H56V230H53V226L54 225H52V226H50V222H48V219L47 218H49V219H51L50 217H47V218H45V217H43V216H40V212L37 210V209H35L34 211H33V209H30L31 210V212L33 211L34 213L35 212H37V213H39V214H37V213H35V214H37V215H35V214H33V212H32V215L30 216V218L31 217H33L34 215L36 216H34L35 218H37V216H39L38 217V219L40 218H42V220H40L41 222L42 221H44L47 225H49L50 227L49 228H52L51 230V232L52 233H58L60 236H58L57 234V236L59 237H56V238H58V239H56L55 238V233L54 234H52L51 232H47V229L45 230V231H43V229H45V227H44V225L42 226V227H44L43 229H42V227L40 228V227H38V224H35V225H37L35 228H37V229H41L42 231L41 232H45L44 234L43 233H41V234H39V232H38V236H37V234H35L38 238H37V240H38V243H39V241H41V245L43 244L42 242V237H44L45 236V234H46V236L48 237V240H47V238L46 237H44V238H46V239H44L43 238V240H44V245H45V248H46V245H47V247H51V249H50V251H52L53 250V252H55L54 251V249L57 247V248H59V249H61V246H62V244L59 242V241H62L63 240V235H64V239L65 240H63V242L64 243H67V245L68 246H70V247H73L72 249H74L78 244H80V242H82V238H83V234H84V232H83V230L82 231H79V228H81V224H80V221H81V223L82 222H84V221H82L84 218H86V217H90L89 218V220H94L95 222H94V225L96 226V227H99V226H101V225H103V226H105V233H107V235H108V237H109V239H110V241H113V239L115 238V237H113V239H112V236L114 235L113 233L115 232L114 230H113V228H112V224H111V222H110V220L111 219H109L110 217L109 216H111V215H113L114 213H115V210H116V208H120L121 210V212L122 211H124L125 210V212L126 211H128L129 210V212L128 213H132V214H134V211L133 210H135V213L137 212L136 211V209H143V211H140L139 212V214H138V212H137V214L139 215V220L141 221L144 217L146 218V219H149L150 218V216H149V218H147L148 216V213H153L152 212V209L153 210H155V208H156V210L157 211H160V213L158 212V215L156 214L155 216H158L159 218H161L164 214L162 213V212H164V208H166V206L164 205V203H163V199L162 198H160L159 199V201H157V203H158V205H156V207L155 206H153V201L155 202L156 200H153V196L151 195V198H152V202H151V199L149 198V196L147 195V193L145 192V190H142L141 192H140V190H137L136 191V189H138V188H135V187H137V186H135L134 185V183L135 184H140V182H139V178H138V176H135L134 175V173H132L131 171H129V169H128V171H127V174L129 175V176H127V175H125V177H124V175H120L119 176V174L118 173H115V174H113L114 176L116 175V176H119V178L118 179H116V176H115V179H113V175H111V177L109 176V175H107V176H109L108 178H107V176H105L106 178H107V181L110 183L109 185L108 184H106V185H108V186H111L110 188H111V190H114V192H113V194H115V195H113V196H111L113 199V201H112V203H113V205H114V208H115V210H113L114 208L113 207H111V206H109V204H108V208L106 207V210L104 211V212H102L101 210H103V208L101 209V207H103V206H101V203H103V201L101 202V199H96L95 200V202L94 203H92L93 205L95 204V206H92L91 205V201H90V195H89V193L87 192L86 194V197L88 198H84V199H86L85 200V202H84V200H83V202H84V204H82L83 206H85V208L82 206V208H79L77 211H76V209H77V207H75V205H76V203L78 202L77 201V197L76 196H74V197H76V200L74 201L73 200V198H71V196L69 195V197L71 198V200H69L68 201V198H66L65 199V197H67L68 195L67 194H70L69 192H71V194L73 193V192H75L76 193V189L77 188H79V189H81V186L82 185H80L81 183L80 182H82V183H84V185H85V182H86V177H85V179H84V181H83V178H84V176H89V177H87V179H89L90 180V178L92 179L91 181H95L96 179L98 180H101L103 177H102V175H99L98 174V172H96V170H95V167H97L96 165H98L99 164V162H97V164H96V162H95V160H92V165H91V160L88 162V160H87V164H86V166L90 163V165H88V167H86V166H84V167H82V166H74L73 165V163H74V161H73V163H71V162H69L68 163V161L67 160H64ZM71 160H73L72 159V157L70 158ZM77 159V158H76ZM90 159V158H89ZM200 159V158H199ZM69 160V159H68ZM70 160V161H71ZM85 160V159H84ZM196 160H197V158H196ZM215 160H217V159H215ZM4 161H5V159H4ZM18 161L19 163L18 164H20L19 166H21V163H22V165H23V162L21 161ZM93 161H94V163L96 164V165H94V163H93ZM6 162V161H5ZM12 162V161H11ZM10 162V163H11ZM14 162L15 161H13V166L15 165L14 164ZM64 162H66V163H64ZM196 162V161H195ZM49 163H52V162H49ZM76 163V162H75ZM74 163V164H75ZM81 163H83V162H81ZM80 163V164H81ZM103 163V162H102ZM212 163V162H211ZM25 164H24V166H25ZM31 164V163H30ZM43 164H46V162L45 163H43ZM66 164H68L69 166H67ZM80 164H78L77 163V165H80ZM84 164V165H85ZM5 165H7L6 163H5ZM17 165V164H16ZM49 165V164H48ZM52 164H50V166H51ZM94 165V166H93ZM104 165V164H103ZM103 165H98V168H99V166H101V167H103V169H105L104 171L106 172V168H105V165L103 166ZM120 165V164H119ZM3 166V165H2ZM19 166H14L15 168H13V170H14V172L16 173H18V175L20 176V175H23V176H21V178H19V176H18V178L19 179H16V181H18V180H20L21 181V179L23 178V177H25V175L24 174H26L28 171H30L29 169L30 168H28L27 170L28 171H23L22 173L23 174H19L20 172H18V169H16V168H19ZM36 166V165H35ZM45 166H47V165H45ZM61 166V167H60ZM115 167L116 166H118L117 164L116 165H114ZM125 166V165H124ZM250 166V167H249ZM23 167V166H22ZM43 167V166H42ZM56 167V166H55ZM61 169H60V168ZM63 167H65V168H63ZM78 167H80L79 168V170L77 171V169H78ZM86 167V168H85ZM21 168V167H20ZM36 168L37 169H39V167H37L36 166ZM63 168V169H62ZM69 170H68V169ZM83 168V169H82ZM92 168V169H91ZM109 168V167H108ZM118 168V170L120 169L119 167H117ZM131 168V167H130ZM164 169L162 170V171H166V172H164V174H166L167 175V173H168V171H167V168L164 166L163 167ZM196 168V167H195ZM16 169V170H15ZM25 170L26 169V167H24V168H21V170ZM43 169V168H42ZM45 169H46V167H45ZM48 169V170H49ZM76 169V170H75ZM85 169H87L86 170V173H85ZM100 169V168H99ZM102 169V170H103ZM121 169H123V168H121ZM197 169V168H196ZM208 169H209V167H208ZM41 169H39V171H40ZM84 171V172H81V171ZM114 170H115V168H114ZM130 170H132V169H130ZM195 170V169H194ZM61 171V172H60ZM99 171V170H98ZM111 171V170H110ZM110 171H108V172H110ZM120 171V170H119ZM133 171V170H132ZM160 171H161V169H160ZM208 171V170H207ZM26 172V173H25ZM37 172V171H36ZM43 172V171H42ZM93 174V172H94V174L96 173V174H98V175H94L93 174V177L95 178V176H96V178L94 179L93 177H92V174ZM120 172H123V170L122 171H120ZM132 173V176H131V173ZM1 173H2V167H1ZM5 173H8V172H5ZM5 173H2L3 175H1L2 176V181H4V178H3V176H4V174ZM10 173V172H9ZM13 173V172H12ZM15 173H13V176L16 178V176H15ZM43 173H46V172H43ZM53 173V174H54ZM80 173H83V174H85L84 176H83V174H82V177H80L81 176V174ZM229 173V172H228ZM260 173V172H259ZM64 174V175H63ZM65 174H66V176H65ZM69 174V175H68ZM88 174V175H87ZM107 174V173H106ZM124 174H126L125 172H124ZM142 174V173H141ZM169 174V173H168ZM12 175V174H11ZM67 175H68V178H67ZM229 175H232V174H230L229 173ZM30 177V175L28 174V175H26V177ZM39 176V175H38ZM37 176V177H38ZM42 176V175H41ZM53 176V175H52ZM61 176V177H60ZM72 176V177H71ZM73 176H76L75 177V179H74V177ZM91 176V177H90ZM113 176V177H112ZM131 176V177H130ZM226 176H228V175H226ZM5 178H7V180L8 181H10V183L6 186H4V188H6V187H11L10 185H13L14 187H16V189H14V188H12L13 189V192L15 193V191L17 192L16 194H17V196L19 195L18 194V188L21 186V184L23 183H25L24 185L22 184V186H21V189H22V187L24 186L25 188L27 187V190H21L20 188V190H21V194H23V195H21V196H24V194H26L25 196H31V194H27V192L28 193H30V189H28V187H29V184H27V186H26V181L24 180V182H22L21 184H20V186L18 185V182H17V185L15 186L14 185V183L16 182H14L13 181V179H15V178H11V176H9V175H7V177L6 176H4ZM46 177H48L47 175H46ZM51 177V176H50ZM61 179V181H60V179ZM64 179H63V178ZM72 179H70V178ZM101 177V178H100ZM128 177V178H127ZM134 177V178H133ZM140 177V176H139ZM42 178V177H41ZM44 178V177H43ZM53 177H51V179H52ZM81 178V179H80ZM110 178H112V180H113V182H115V180H117L116 182H115V184L117 185V182H118V180L119 179H124V178H127V179H124L125 180V184H123L122 182H120V180H119V182H120V184H119V186L117 185H115V184H113V182H112V180L110 179ZM25 179H27V178H25ZM47 180L48 179H50L49 177L48 178H46ZM62 179H63V181H62ZM80 179V180H79ZM129 179H130V181H129ZM136 179V180H135ZM142 179H144V178H142ZM36 180H39V179H36ZM44 180V179H43ZM65 180V181H64ZM67 180V181H66ZM82 180V181H81ZM126 180H128V182L126 181ZM146 180V179H145ZM39 181H41V179L39 180ZM46 180H44V182H45ZM51 180L49 181H47L48 183L49 182H52ZM70 181V182H69ZM75 181H77V183H80V184H77ZM104 181L105 180H102V185L103 184H105L104 183ZM122 181V180H121ZM132 181L134 182L133 184H132ZM136 181V182H135ZM5 183H6V179H5V181H4ZM12 182H14V183H12ZM66 182V183H65ZM74 182V183H73ZM90 182V181H89ZM112 182V183H111ZM142 182V181H141ZM2 183V182H1ZM43 182L41 181L39 184H42ZM64 183V184H63ZM129 183V184H128ZM4 184V183H3ZM45 184H47V183H45ZM67 184V185H66ZM78 186H77V185ZM87 184V183H86ZM98 184V183H97ZM113 184V185H112ZM122 184V185H121ZM128 184V185H127ZM147 183H145V185H144V183L143 184H140V185H142L144 188H147V190L148 189H150V186H148V185H146ZM38 185V182L37 183H33V185L31 184V188H32V191H33V194H36V192L35 191H37V190H41V188H38L39 186H37ZM44 185V184H43ZM42 185V186H43ZM63 185H66V186H63ZM73 185H75V186H73ZM98 185H100V184H98ZM106 185H104V187L106 186ZM115 185V186H114ZM212 185V184H211ZM214 185V184H213ZM261 185V184H260ZM259 185V186H260ZM3 186V185H2ZM34 186V187H33ZM37 186V187H36ZM58 186V187H57ZM61 186V187H60ZM69 186V187H68ZM73 186V187H72ZM101 186V185H100ZM128 186V187H127ZM146 186H148V187H146ZM215 186V185H214ZM219 186V185H218ZM23 187V188H24ZM41 187V186H40ZM64 187V188H63ZM66 187V188H65ZM68 187V188H67ZM76 187V188H75ZM115 187H118L116 190L114 189ZM126 187V188H125ZM130 187V188H129ZM11 188H10V190L9 189H7V190H9V191H12L11 190ZM37 190H36V189ZM69 188H71V189H69ZM86 188H89V187H86ZM106 188V187H105ZM104 188V189H105ZM108 189H110L109 187H107ZM120 188V189H119ZM218 188V187H217ZM217 188H216V190H217ZM219 188H221V189H223L224 191L225 190H228V185L226 186V185H223V186H219ZM218 188V189H219ZM2 189H3V187H2ZM65 189H67V190H65ZM74 189V190H73ZM78 189V190H79ZM127 189H134V191H136V193H135V195L134 196H132L131 198L133 199V197H134V201L135 202H133V200H131V198H129V197H127V195L125 194V193H128V190ZM151 189H152V187H151ZM149 190V191H153V189L152 190ZM220 189V190H221ZM6 190V191H7ZM15 190V191H14ZM28 190H30V191H28ZM70 190H72V191H70ZM77 190V191H78ZM98 190H100V189H98ZM106 190V189H105ZM125 190H126V192H125ZM5 190L4 191H2V192H6ZM25 191H27V192H25ZM108 191V190H107ZM25 192V193H24ZM66 194H65V193ZM228 192V191H227ZM261 192L264 194V189H262L261 190ZM47 195L49 194V192H45ZM44 193V194H45ZM52 193V194H51ZM54 193V194H53ZM60 193H62V194H64L63 196H64V200H66L65 202L63 201H61V197H60V195H62V194H60ZM74 193V194H75ZM104 193H105V191H104ZM120 193V194H119ZM8 193L6 192V194L5 195H7ZM15 194V195H16ZM33 194H32V196H33ZM45 194V195H46ZM102 194V193H101ZM112 194V193H111ZM110 194V195H111ZM227 194V193H226ZM231 194V193H230ZM244 194H245V192H244ZM5 195H4V197H5ZM9 195H12L11 194V192H10V194ZM41 195H43L42 194V192H41ZM229 195V194H228ZM13 196V195H12ZM21 196H20V198H21ZM25 196H24V200H21L19 197L17 198V200H13L14 201V205H16V202H18L19 203V205H18V203H17V207H19V206H22L21 204H22V202L21 201H23V203L25 202H27L26 204H28V200L25 198ZM59 196V197H58ZM63 196H62V198H63ZM89 196V197H88ZM119 196V197H118ZM139 197V198H137V197ZM56 197H58V198H56ZM73 197V196H72ZM107 197V196H106ZM136 197V198H135ZM229 197H230V195H229ZM235 196H233V198H234ZM15 198V199H16ZM53 198H56V199H54V201L52 200ZM108 198H110V197H108ZM116 198V199H115ZM158 198H159V196H158ZM7 199V198H6ZM14 199V198H13ZM40 199V198H39ZM57 199H59V201L57 200ZM75 199V198H74ZM234 199H236V198H234ZM243 199V198H242ZM255 199V198H254ZM253 199V197L251 196V194H248V195H246V197H245V199L243 200V202L244 203H248V204H252V205H254V208H256L257 210H259V209H261L259 206V204L258 203H256V199L254 200ZM10 200V199H9ZM8 200V201H9ZM102 200H103V198H102ZM127 200H128V202H127ZM131 200V202H129ZM183 201H184V199H182ZM185 200H186V198H185ZM30 201V204L29 205H32V206H37V205H35V203L37 204V201L34 199V200H29ZM34 201V202H33ZM36 201V202H35ZM40 201V200H39ZM58 201V202H57ZM110 201V200H109ZM235 201H238V200H235ZM32 202V203H31ZM55 202V203H54ZM63 204H62V203ZM74 202H76V203H74ZM82 202V203H83ZM240 202H242V201H240ZM0 203H2V202H0ZM39 203H41V202H38V204ZM42 203H44L43 201H42ZM45 203L47 204V202H46V200H45ZM119 203V204H118ZM130 203H132L131 205H129ZM3 204V203H2ZM6 204V203H5ZM9 204V203H8ZM12 204V205H13ZM26 204L24 205L23 204V208L25 209L26 207H24V206H26ZM34 204V205H33ZM58 206H57V205ZM61 204V205H60ZM67 204V205H66ZM111 204V203H110ZM141 204H143V205H141ZM63 205H64V207H65V209H66V206L68 207V206H70L71 208H73V210H75V212H76V216H78V214H80L79 215V217H77V219H75V218H73L74 217V214H72V213H74V211L72 212V210L70 209V208H67L66 210H62L63 209ZM79 204H77V206H78ZM112 205V204H111ZM112 205V206H113ZM121 205V206H120ZM140 205L141 206H144L143 208L141 207V208H139L140 207ZM165 207H164V206ZM251 205V206H252ZM5 206V205H4ZM7 206V205H6ZM47 206V205H46ZM59 206H61V208L59 207ZM128 206H130V207H128ZM132 206V207H131ZM135 206H137L136 208H134ZM139 206V207H138ZM153 208H152V207ZM244 206V205H243ZM10 207V206H9ZM12 207V206H11ZM13 207H15V206H13ZM17 207H15V208H17ZM38 207V206H37ZM40 207V206H39ZM38 207V208H39ZM86 207H88V208H86ZM259 207V208H258ZM14 208V209H15ZM129 208V209H128ZM253 208V207H252ZM3 209H4V207H3ZM3 209H2V211H0L1 213V215L2 216H4L5 214H3V213H6L5 211L6 210H9V209H7V207H6V210H4L3 211ZM12 209L13 208H10V210L12 211ZM18 209V208H17ZM19 209L21 210V211H23V212H21V213H24V211L26 212V210H24V209H22V207H19ZM18 209V210H19ZM43 209H44V205H43ZM87 209L89 210V213H91V214H93L94 212H97L96 214H94L93 216H87L85 213L86 212H88L87 211ZM109 209V210H108ZM130 209H132V210H130ZM151 209V210H150ZM176 209V208H175ZM17 210V211H18ZM37 210V211H36ZM45 210V209H44ZM54 210V211H53ZM79 210H80V212H79ZM155 210V211H156ZM69 211V212H68ZM71 211V212H70ZM84 213H83V212ZM86 211V212H85ZM132 211V212H131ZM148 213H147V212ZM30 212V213H31ZM68 212V213H67ZM117 212V211H116ZM48 213H49V211H48ZM58 213V214H57ZM99 213H101L100 215H99ZM124 213V212H123ZM127 212L126 213H124V216H126L127 214H128ZM25 214V213H24ZM44 214V213H43ZM70 214V215H69ZM84 214V215H83ZM120 214H122V213H120ZM119 214V215H120ZM154 214V213H153ZM0 215V216H1ZM41 215H42V212H41ZM48 215H50V214H48ZM47 215V216H48ZM123 215V214H122ZM131 215V214H130ZM129 215V216H130ZM137 215V216H138ZM6 216H8L7 214L4 216V218L3 219H5L6 218ZM18 216V215H17ZM28 215H26V217H27ZM62 216H64V218H65V222H64V220H63V217ZM98 216V217H97ZM23 217V216H22ZM25 217V218H26ZM97 217V218H96ZM142 217V218H141ZM152 217V216H151ZM163 217H167L166 215H164ZM15 218H17V217H15ZM29 218V217H28ZM93 218V219H92ZM95 218L97 219V220H95ZM120 218V217H119ZM121 218H122V216H121ZM131 218V217H130ZM134 217H132V219H133ZM169 218V217H168ZM2 218H0V220H1ZM38 219L36 220L37 222H39L40 223V221H38ZM44 219V220H43ZM62 219V221H60ZM79 219H81L80 221H79ZM128 219V218H127ZM135 219V218H134ZM157 219V220H156ZM252 219H255V218H252ZM6 220V219H5ZM27 220H29V219H27ZM32 220H33V222L35 221L33 218H32ZM4 221V220H3ZM21 221V220H20ZM35 221V222H36ZM117 221H119L118 222V225H119V227L121 226V227H123L122 225L124 224H122V222H123V220L122 219H118ZM121 221V222H120ZM135 221H137V220H135ZM149 221V220H148ZM152 221H156V223H157V221H158V218H153L152 219ZM151 221V222H152ZM255 221V220H254ZM30 222H31V220H30ZM63 222V223H62ZM76 222H78V225H80V226H78L77 227V224H76ZM89 223H90V225L89 226H91V222L90 221H88ZM134 222V221H133ZM138 223H140L139 221H137ZM21 223V222H20ZM43 223V222H42ZM41 223V224H42ZM85 223V222H84ZM138 223H136V222H134V225L136 224V226L134 227V225L133 226H127V222H126V226L124 227V230H122L123 228H121L120 227V230H122V231H125V232H123V235H132V234H134V236H135V238H137L138 240H137V242L139 241L140 243H142L143 245H145L146 244V241H145V237L147 236L146 235V231H145V229H143L144 231H140V225L138 226V228H136L137 227V224ZM158 223H160V222H158ZM163 223H165V221L163 222ZM251 223V222H250ZM254 223V222H253ZM74 224L76 225V227L74 226ZM146 224V223H145ZM150 224H152V223H150ZM149 224V225H150ZM22 226L21 224H18V226ZM46 225V226H47ZM130 225V224H129ZM252 225H253V228H255V229H257V225L254 223V224H251V227H252ZM2 227H4L3 226V224L1 225ZM156 226V225H155ZM195 227H196V222H195V225H194ZM23 227V226H22ZM75 228L74 230H72V228ZM83 227V226H82ZM114 227V226H113ZM149 227H152V226H149ZM48 228V227H47ZM55 228V229H56ZM76 228H77V230H76ZM83 228H87V227H83ZM102 228V227H101ZM92 230H93V228H91ZM96 228H94V230H95ZM99 229V228H98ZM98 229H96V230H98ZM127 229V230H126ZM196 229H197V227H196ZM14 230H15V228H14ZM75 230H76V232L78 231V234H79V232L80 233H83L82 234V236L80 237L79 236V238H78V236H77V238L78 239H75L74 237V232H75ZM81 230V229H80ZM93 230V231H94ZM100 230V229H99ZM102 230V229H101ZM100 230V231H101ZM235 230H237V229H235ZM40 231V230H39ZM48 231H49V229H48ZM62 231V232H61ZM64 231V232H63ZM91 231V230H90ZM92 231V232H93ZM104 230H102V232H103ZM197 231V230H196ZM13 232V231H12ZM17 232V231H16ZM120 232V231H119ZM235 232H237L236 233V235H239L240 234V230L238 231H235ZM5 233H6V231H5ZM36 233H37V230H36ZM74 233V234H73ZM120 233H122V232H120ZM163 234H164V232H162ZM1 234V233H0ZM51 234V236L49 237V235ZM96 234V233H95ZM94 234V235H95ZM99 234V233H98ZM103 234V233H102ZM116 234H117V232H116ZM180 234H181V232H180ZM185 234V233H184ZM5 235V234H4ZM43 235V236H42ZM54 236V238H53V236ZM80 235V234H79ZM103 235H106V234H103ZM118 235H119V233H118ZM160 235V234H159ZM174 235H176V233L174 234ZM177 235H179V234H177ZM188 235V234H187ZM236 235H234V236H236ZM2 236V235H1ZM0 236V237H1ZM6 237L8 236L7 234L5 235ZM10 237L11 236H13V237H15V239L17 240V241H19L16 237L17 236H15V233H14V235H9ZM85 236H87V235H84V239H85ZM133 236V237H134ZM186 236V235H185ZM242 236V238H240V239H246L247 237H244L243 235H239V237H241ZM4 237V236H3ZM3 237H1L2 239L1 240H3ZM41 239H40V238ZM97 237V236H96ZM99 237V236H98ZM100 237H101V235H100ZM117 237V236H116ZM121 237V236H120ZM123 237V236H122ZM121 237V238H122ZM125 237H127V236H125ZM239 237H237L236 236V238H239ZM12 238V237H11ZM62 238V239H61ZM88 238V237H87ZM89 238H91V236L89 237ZM94 238V237H93ZM129 238V237H128ZM127 238V240H129ZM175 238V237H174ZM185 238V237H184ZM35 239V238H34ZM40 239V240H39ZM51 239V240H50ZM61 239V240H60ZM83 239V240H84ZM131 239H133L132 237H131ZM163 239V238H162ZM178 240H179V238H177ZM181 239H183V236H182V238L180 237V240ZM189 239V238H188ZM250 239V238H249ZM255 239V238H254ZM7 240V239H6ZM47 240V241H46ZM126 240V241H127ZM135 240V239H134ZM134 240H133V242H134ZM247 241H248V243L250 244V246L252 245V247L254 246V248H255V246L257 247V245H254V244H257V243H259V244H261V241L259 240V242L257 241V242H253L254 240H252V238H251V240H248V238L246 239ZM245 240V241H246ZM8 241H10V238H8ZM12 241H14L15 242V240H14V238L12 239ZM182 241V240H181ZM185 241V240H184ZM187 241V240H186ZM193 242L190 244V245H192L191 246V248L193 247V248H195V250H197V248H196V240L194 241V240H192ZM256 241V240H255ZM11 242V241H10ZM48 242H49V246H48ZM60 244H59V243ZM85 242V241H84ZM96 242V241H95ZM114 242V241H113ZM197 242H198V246H200L199 248H198V250L200 249L201 250V248H202V245H199V244H202V242H199L198 240H197ZM4 243V242H3ZM3 243H1L2 244V246L4 245ZM12 243V242H11ZM16 244L18 243V242H15ZM52 243V244H51ZM92 243H94V242H92ZM128 243V242H127ZM130 243V242H129ZM220 243V242H219ZM254 243V244H253ZM262 243H264V241L262 242ZM77 244V245H76ZM133 244V243H132ZM233 244V243H232ZM258 244V245H259ZM40 245V244H39ZM38 245V246H39ZM40 245V246H41ZM57 245H59L60 247H58ZM65 246H67L66 244H64ZM131 245V244H130ZM129 245V246H130ZM138 245V244H137ZM223 244H221L220 243V245H219V247H221ZM128 246V247H129ZM134 246V245H133ZM236 245L234 244V247H235ZM263 246V245H262ZM146 247H147V245H146ZM233 247V246H232ZM231 247V248H232ZM252 247H250L251 249H253ZM259 247V246H258ZM42 248H44L43 246H42ZM53 248V249H52ZM56 248V249H57ZM63 248L64 247H62V251H63ZM133 248V247H132ZM156 248V247H155ZM222 249H223V247H221ZM40 249V248H39ZM129 249H131L130 247H129ZM129 249H128V253H129ZM144 249H145V247H144ZM148 249V248H147ZM153 249V248H152ZM157 249V248H156ZM159 249V248H158ZM42 250V249H41ZM75 250V249H74ZM154 250V249H153ZM197 250V251H198ZM200 250H199V252H200ZM203 250V249H202ZM235 250V249H234ZM245 250V249H244ZM32 251V250H31ZM43 251H45L44 253H42ZM43 251H41L40 253V257H41V260H42V262L45 264V255H46V251H48V249L46 248V249H44ZM61 251V252H62ZM159 251H160V249H159ZM163 251V250H162ZM161 251V252H162ZM224 251H225V248H224ZM236 251V250H235ZM246 251V250H245ZM49 252V251H48ZM52 252V253H53ZM58 249H57V251L55 252V255H57L58 253ZM202 252V251H201ZM242 252V251H241ZM249 252H253V250H250ZM51 253V254H52ZM156 253H158V252H156ZM49 254V253H48ZM160 254V253H159ZM227 254V253H226ZM50 255V254H49ZM53 255V254H52ZM51 255V256H52ZM55 255H53V256H55ZM129 255V254H128ZM156 255H158V254H156ZM201 255V254H200ZM229 255H231V254H229ZM237 256H238V254H236ZM235 255V256H236ZM47 256V255H46ZM161 256V255H160ZM204 256V255H203ZM203 256L201 255V257H198L197 256V260H199L200 258H203ZM14 257H18V258H20V256H14ZM37 257V256H36ZM58 257V256H57ZM156 257V256H155ZM154 257V258H155ZM48 257H46V259H47ZM55 258H56V256H55ZM164 258V256L162 257V259ZM196 258V257H195ZM17 259V258H16ZM15 259V260H16ZM33 259V258H32ZM36 259V258H35ZM38 260H39V258H37ZM57 259V258H56ZM208 259V258H207ZM3 260V263H5V264H9L8 262L10 261V259H9V261H8V259L6 260V258H5V256H1L0 255V261H2ZM15 260H14V262H15ZM38 260H36V262H35V260H34V262L35 263H37V264H39V261ZM40 260V261H41ZM6 261H8V262H6ZM38 261V262H37ZM57 261H58V259H57ZM67 262L68 260H64V262ZM83 261H84V259H82V258H76V259H74V264H83ZM169 261V260H168ZM167 261V262H168ZM196 261V260H195ZM18 262H20L19 264H33V262L32 261H25V260H23V257L21 258V259H17V262H15V264L17 263L18 264ZM42 262H41V264H42ZM159 262V261H158ZM161 262H162V260H161ZM171 262V261H170ZM0 263H2V262H0ZM34 263V264H35ZM160 263V262H159ZM194 263H196V262H194ZM209 263V262H208ZM10 264H12V262L10 263ZM59 264V263H58ZM158 264V263H157ZM164 264V263H163ZM211 264V263H210ZM262 264V263H261Z\"/></svg>", "mask_w": 264, "mask_h": 264}]
</instances>
